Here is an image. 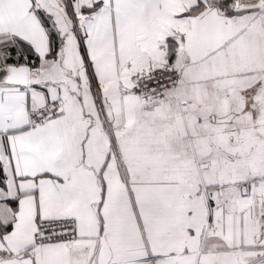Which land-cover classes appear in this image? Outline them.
<instances>
[{
	"label": "snow or ice",
	"instance_id": "6c2138e0",
	"mask_svg": "<svg viewBox=\"0 0 264 264\" xmlns=\"http://www.w3.org/2000/svg\"><path fill=\"white\" fill-rule=\"evenodd\" d=\"M0 264H264V0H0Z\"/></svg>",
	"mask_w": 264,
	"mask_h": 264
}]
</instances>
